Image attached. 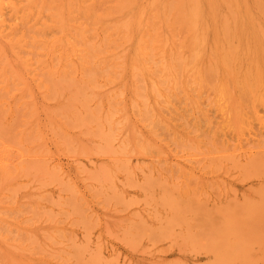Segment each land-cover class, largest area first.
Instances as JSON below:
<instances>
[{
	"label": "rangeland",
	"instance_id": "374dc122",
	"mask_svg": "<svg viewBox=\"0 0 264 264\" xmlns=\"http://www.w3.org/2000/svg\"><path fill=\"white\" fill-rule=\"evenodd\" d=\"M46 1L44 0V4L46 6L48 3V6L44 8H49L48 10L50 11H43L45 9H42V13L34 14L33 16H36L34 17L36 19L32 18L34 21L32 20L33 22L31 21L32 23L28 24L31 26L32 32L39 34L36 37L29 30L30 35L35 36L37 40L41 41L42 45L48 48L40 46L39 51L35 49L37 54L43 55L44 60L48 57L45 61L51 64H54L56 59H60L63 64L71 63L78 68L84 64L82 59L86 56L87 59L85 58L84 60H87L88 63H95V67L97 64V70L95 69L97 73L102 72L106 75H101V73L98 76L95 70V72L92 71L93 76L96 77H94L95 80L93 79L91 84L87 82V80L89 81L93 78L89 77V75V78H84L81 75H66L67 78L66 76L63 77L62 83L57 85L58 89L55 88L57 94L50 89V84L48 83L49 91L46 94L44 93L45 95L41 94V88L38 89L37 87L39 80L43 81L44 78L41 77L43 75H28L24 80H16L17 83L14 88H16L15 93L17 94L9 91L7 94L1 95V97L18 95L21 102L32 101L35 108L32 113L34 121L37 122L36 126H39L42 133L43 142L41 144L43 145H32L31 148L32 150L35 148V150H38V146L43 148L46 151V156L41 155L42 153L45 154L44 152L39 155L36 153L33 156H20L22 148L10 143H5V146L1 148L3 154H0V161L16 163L19 159L20 161L22 159L34 160L35 163L33 161L30 163H33L36 167L38 162V165L42 164V169L40 172L33 174L36 177L39 176L37 180L35 176H32L34 180L31 177L29 181L27 178L19 177L15 174L8 180L7 184L9 186L7 190L0 188V264H85L84 260L76 259L78 254L76 252V255L74 251H77L76 247H82L86 244L87 248L84 246V249H86L85 253H87L85 258L94 256L96 264H102L101 262L105 264V261L107 264H217L219 261L220 264L221 262H225V264H242V262L243 264H264V251L262 252L264 250L262 248V246L264 247V229H260L264 225L263 214L259 215L260 212H258V216H261L262 221L258 220L259 217H255L257 216L256 210L263 212L264 207H260L263 209L259 210L257 206H252L255 200H257L255 202L262 200L259 197L261 194L263 197L264 194L261 190L264 191V189H258L256 186L258 180L252 177L254 175H249L248 171L247 174L246 170L243 171L244 169L242 170L243 172L240 171L241 169H237L236 172V169L232 167H229V170L227 166L221 165L225 161L219 160L221 162L219 163L217 159L219 155L230 154L235 151L237 155H242V152H259L264 149V36L263 38L261 36L264 33V11H262L264 8L260 11L261 1L264 3V0L258 1V5L260 3L258 6L259 10L256 9L258 8L256 5L257 1L254 3L253 0H231V2L230 0H185V5L184 0H79V2L77 0H58V3L54 0H48L49 2L47 3ZM72 4L73 6L70 8ZM61 6L62 8H60ZM72 8L74 9L72 10ZM74 10L77 11L74 12ZM228 11H231L230 14ZM57 13L59 15H56ZM5 16L4 18L7 20L11 13L9 12ZM242 16L243 18H241ZM70 20L74 21V23ZM226 21L230 22H227L230 26L226 25ZM234 24H236V27ZM257 24H260L259 28L261 27L263 30L262 34H260L261 30L259 31ZM34 25L36 26L33 27ZM223 25L224 28H230V32L225 30L228 32L227 38L224 34ZM238 25L241 29L237 27ZM234 27L237 28V31ZM85 31L87 32L86 34ZM80 37H84L82 43H80ZM90 37L91 41L95 40L92 41V45L95 42V45L98 43L97 47L100 45L98 49L94 47V51L85 48L87 46H85L84 42L86 44L89 43L86 41H90ZM104 38L107 39L105 43ZM236 38L240 39L238 43ZM75 39L78 40L80 45ZM103 43L108 45L106 46L107 48ZM81 44H84V46ZM194 45L195 47H193ZM79 46L81 47L79 48ZM246 46L249 47L246 48ZM104 47L106 49L103 51ZM233 47L238 49L234 50ZM0 48V59L3 58L1 62L8 58V61H3V63L7 64L1 63L7 70L13 69V66L15 68L17 66L20 67L21 62L16 60L15 53L11 52L7 45L0 43ZM41 49L45 50L41 51ZM150 50L154 51L150 54ZM65 51L66 53H64ZM36 52L33 51V54ZM79 52L81 54H77ZM45 53L49 54L44 55ZM90 55L92 56L91 58ZM35 57H38L39 61L43 60L41 56ZM54 58L55 61L53 60ZM68 58L69 61L66 62ZM9 63L12 64V68L9 67ZM34 66L32 65L31 68L34 69ZM257 71H259V76ZM260 75L263 76L260 78ZM8 79L11 81L12 78ZM46 79L49 80V78ZM50 80L52 82V79ZM66 81L68 82L66 83ZM24 83H27L29 88ZM73 84L76 85L73 88H69ZM74 88L75 90H73ZM59 90L63 93L61 94ZM68 90L70 91L68 92ZM76 91L79 93L77 94ZM82 91L84 92L81 93ZM221 92H224V94ZM46 95L49 97L47 100L45 98ZM53 95L55 96L54 98ZM83 96L85 100L82 98ZM94 97L96 98L94 99ZM6 101L11 103L12 100L7 99ZM87 101L89 104H85ZM91 108L94 110H91ZM55 111H61L59 115L64 116L65 114V116L57 118L58 114ZM85 111H91L95 115L98 113L96 116L101 119L108 133L106 137L110 136L107 141L106 138L103 139L104 142L101 141L100 143L102 144V149L105 147L107 150L111 149L110 151L114 152L112 155L110 151L106 153L105 149H103L102 155L104 156H100V151L97 152V145L89 141L93 135L87 137L84 134H82L84 136L80 134V128L76 124H78L77 120H81L84 117ZM78 112L79 115L77 114ZM100 113L101 116L99 115ZM24 114L26 120L30 112L25 110ZM81 114L83 115L82 118L77 117L81 116ZM88 114L86 112L85 115L89 117ZM63 118L65 120L67 118L69 121L67 126L72 124V128H67L64 123L68 124V122ZM87 118H84L85 120L83 119V121L81 120L83 123L81 124L82 132L87 129L86 126L89 124L88 122H86L87 124L85 123ZM74 121L76 124L72 123ZM49 124L51 126L54 125L55 128L49 126ZM25 128L26 126L23 124L20 129L24 130ZM56 128H60L61 131L60 129L57 131L58 129ZM52 129L55 131L53 132ZM56 132L58 134L57 137L60 132V134H64L62 138L68 135L67 140L69 143L66 141L67 147L65 145L66 142L63 143L62 138L56 137ZM94 140L100 139L96 137ZM109 141L114 142L110 145L111 142ZM32 143L35 144V142ZM209 143L211 146H209ZM221 146H223L222 149H220ZM229 147H233L232 150ZM68 148L70 149L68 150ZM93 148L95 149L94 152L92 151ZM228 149L230 150L228 151ZM212 158L217 161L214 162L216 166L212 165L214 160ZM209 161L211 162L210 164ZM210 165L212 168L209 167ZM214 166L220 169L217 168L216 170ZM123 167H127L128 171ZM117 168L119 169L117 170ZM44 169L47 170L44 171ZM89 174L91 175L89 176ZM242 175H246L249 179ZM54 176H56V179ZM103 176L105 179L108 178V182L103 179ZM232 177L235 178L233 179ZM58 178H62V180ZM90 178L93 180L91 181ZM48 179L53 180L48 181ZM94 179L98 181L96 182ZM15 183L19 187L17 186L14 189L12 187ZM61 184H65L66 187H62ZM68 184L69 189L67 187ZM172 185L174 186L172 187ZM108 186L110 190H108ZM162 187L164 191L167 188L169 189L164 192ZM112 190L113 192L115 191L116 198L114 194L112 195ZM254 193H260L259 197L256 194L254 195ZM148 194H151L149 195L151 199L154 197L152 202L148 199ZM178 195L180 197H177ZM160 196H168L170 199L174 198L175 200H173L176 201V206L179 209L175 206L176 209L174 211L170 209L169 213H166L168 208L163 204ZM145 197H148L146 198V200L148 199L147 201L144 199ZM109 198H112V200ZM229 199L230 201H228ZM236 200L237 202H233ZM250 200H252V203ZM145 201L147 203L150 201L152 205L147 203L146 205ZM154 201L158 202V204ZM202 201L205 203L203 202L204 204H202ZM248 202L249 205L251 203L250 206H248ZM228 203L231 204L228 205ZM162 205L163 207L165 206L166 212ZM226 205L230 209H224L225 207L223 208V206ZM232 205L235 209H237V206L242 208L241 212H239V208L238 213L236 212L237 215L242 213L241 216L243 217L241 218L243 219H240L242 225H244V221L248 220L251 222V219L259 221H257L260 226L259 229H256L258 228L257 224H255L256 221L250 224L251 226L253 224L256 225H253L254 227L247 225L249 228H254V231L252 229L249 230L247 226L239 225L242 232L249 230L250 233H255L256 231V234L262 232L263 235L252 234L251 236V234H248V238L246 235L248 231L243 233L245 235L242 233L240 235V230H238L239 232H234V227L238 223L241 224V222H239L238 216H235L236 213L234 215L235 209L232 208L233 210H231ZM190 206H193V208ZM245 207L246 210L244 209ZM152 208H155L154 211L157 212V219H159L160 223L156 221V218L154 219L156 214ZM217 208L218 210H216ZM195 209L200 215L202 213L203 216H205L204 214L206 216H200L198 212L195 214ZM223 209L228 212L232 211L231 213H233L235 218L233 216L229 217L230 213L228 215L225 214L226 212ZM164 212L166 215H164ZM174 213L173 219H180L178 216H181V222L176 220L179 221L177 224H169V228L171 226L172 228L174 227L169 229V232L173 231L174 233L170 232L171 235L169 233L165 237V233H168L166 232L168 229L165 226V224H168L167 218ZM250 213L251 215H248V218L247 214ZM164 216H167V218ZM175 216L177 217L176 219ZM198 216L203 218L204 225L200 222L202 218L200 220ZM227 216L230 221H228ZM163 217L164 219H162ZM232 217L233 219L231 220ZM216 218H218V221H216ZM139 219L143 222L139 221ZM183 219L184 225L182 223ZM234 219L238 223L234 222ZM194 220H200L198 221L199 225ZM221 220L224 221L222 222ZM225 221H228V223L226 222L227 226ZM260 222L263 225H260ZM219 224L224 231L218 227ZM228 224L230 226L231 224L234 225L230 227ZM137 225H140L138 226L140 231ZM192 225L193 227H191ZM157 226L162 234H160L158 228H155ZM163 226H165L164 229ZM241 227H246L247 229L243 230L244 228L242 229ZM146 228L147 230L149 228V231ZM199 228L204 232L200 231L199 233ZM185 230H188L189 235ZM257 230H260V232ZM126 231L128 235L123 237L122 234H126ZM205 231L209 232V234ZM177 232L184 236H176ZM162 235H164V239ZM222 235L226 241H224ZM172 236L176 237V242ZM250 236L253 240L255 239L254 242H252V239L249 240ZM177 237L184 239V241L178 240ZM127 240L131 241L130 243L132 244L127 242ZM247 240L249 241L248 243H246ZM257 240L261 241L258 242ZM72 241L78 245H73ZM216 241L219 242V245ZM220 241H224L223 244H220L222 243ZM237 242L238 246L241 245V248L237 247V244H235ZM185 243L186 246L184 245ZM195 243L199 244V246H196ZM208 243L210 244L208 245ZM255 244H259L258 247ZM181 245L182 247H180ZM191 245L195 246L192 247ZM203 245H207L208 248ZM71 246L75 247L76 250L70 251L72 248L69 247ZM65 247L69 248V251ZM198 247L201 249L198 250ZM221 247H223L224 251ZM260 248L262 250L257 251ZM218 249L222 254L218 252ZM247 249L249 250L247 251ZM212 250L217 252L213 254ZM231 251L234 252L232 253ZM71 257L81 262H76ZM247 258L249 260L246 261L245 259ZM250 259H252V262Z\"/></svg>",
	"mask_w": 264,
	"mask_h": 264
},
{
	"label": "bare ground",
	"instance_id": "6f19581e",
	"mask_svg": "<svg viewBox=\"0 0 264 264\" xmlns=\"http://www.w3.org/2000/svg\"><path fill=\"white\" fill-rule=\"evenodd\" d=\"M55 2L57 1V3H58V0H54ZM78 2H79V0H77ZM82 1V0H81ZM125 1V0H124ZM127 1V0H126ZM190 1V0H189ZM188 1V2H189ZM192 1V0H191ZM254 1V3H255V1H257V3H256V5H257V7L260 5V3H259V5H258V1L259 0H253ZM47 2H49L48 0L46 1V3ZM76 2V1H75ZM88 2V1H87ZM230 2H231V0H230ZM51 3V2H50ZM69 3V2H68ZM77 3V2H76ZM86 3V2H85ZM191 3V2H190ZM48 4V3H47ZM46 4V6H45V4H44V0H0V43L1 44H5V45H7L8 46V48L11 50V52H14L15 53V55H16V60L17 61H20L21 63H20V67H18L17 65V67L15 68L14 66H13V69H11V70H7L4 66H3V64L6 62V61H8V58L6 59V60H3V61H5L4 63H3V61L1 62V60L3 59H0V154H3V150L1 149V148H3L4 146H5V143H10V144H13V145H16L17 147H20V148H22V150H21V152H20V156L21 155H27V156H33V154H41L42 152H46L45 150H43V148H39V146L40 145H43V144H41L42 142H43V137H42V133H41V131H40V129H39V126H36V124H37V122L36 121H34V115H33V110H35V108H34V104L32 103V101L31 102H21V99H20V97L18 96V95H12V96H5V97H1V95H3V94H7L9 91H11L13 94H17V93H15V91H16V88H14V86H16V83H17V79H26L27 78V76L28 75H43V76H41L42 78H44L43 79V81L42 80H39V83H38V85H37V87H38V89H40L41 88V90H42V92H41V94L43 93H47L48 91H49V85H48V83L50 84V89L51 90H53V92H55V88L56 89H58L57 88V85H60L61 83H62V79H64L63 77H65L66 75H81V76H84V78H89V77H93L91 80H87V82L88 83H92V81H93V79L95 80V78L94 77H96V76H93L94 74H92V71L93 72H95L97 69V64H96V67H95V63L93 64V63H88V61L87 60H84L85 58L87 59V57L86 56H84V59H82L83 61H84V64L82 65V66H80V68H78V67H76V66H74V65H72L71 63H67V64H63V61L62 60H60V59H56V61H55V58L53 59L55 62H54V64H51V63H49V62H46L45 60L48 58H46L45 60H44V56L43 55H41V54H37V52L35 51V49L36 50H38L39 51V48H41L40 46H42V47H44V48H46L44 45H42V43H41V41L39 40H37V35L39 36V34H36L37 32H32L31 31V26H29L28 24H31L34 20L33 19H36V18H34V17H36V16H33L34 14H39V12H41L42 11V9H45V10H43V11H46V10H48V9H46L47 8V5ZM53 4V3H52ZM56 4V3H55ZM74 4V3H73ZM73 4L70 6V8L73 6ZM78 4V3H77ZM219 4V3H218ZM230 4H232V3H230ZM247 4V3H246ZM79 5V4H78ZM184 5H185V0H184ZM124 6H125V3H124ZM124 6H122V7H124ZM195 6V5H194ZM193 6V7H194ZM247 6V5H246ZM263 6V7H262ZM44 7H46V8H44ZM58 7V6H57ZM79 7V6H78ZM261 8H260V11L264 8V3L261 1V6H260ZM6 8V9H5ZM54 8H56V7H54ZM53 8V9H54ZM60 8H62V6L60 7ZM75 8V7H74ZM74 8H72V10L74 9ZM90 8V7H89ZM127 8V7H126ZM130 8V7H129ZM58 9V8H57ZM211 9V8H210ZM226 9H227V7H226ZM234 9V8H233ZM256 9H258L259 10V7L258 8H256ZM4 10H6L5 12H4ZM56 10V9H55ZM72 10H71V12H72ZM85 10V9H84ZM92 10V9H91ZM199 10V9H198ZM228 10V9H227ZM258 10H257V12H258ZM48 11H50V10H48ZM58 11V10H57ZM77 11V10H76ZM75 10H74V12H76ZM80 11H82V10H80ZM94 11V10H93ZM124 11V10H123ZM196 11V10H195ZM251 11V10H250ZM262 11H264V10H262ZM10 12L11 13V16L9 17V19H5L4 18V16L5 15H7L8 13ZM61 12H62V10H61ZM60 12V13H61ZM191 12H192V10H191ZM229 12V11H228ZM231 12V11H230ZM230 12H229V14H230ZM7 13V14H6ZM42 13V12H41ZM82 13V12H81ZM172 13V12H171ZM194 13H196V12H194ZM193 13V14H194ZM252 13V12H251ZM73 14V13H72ZM93 14V13H92ZM192 14V13H191ZM200 14V13H199ZM260 14H261V12H260ZM56 15H59L58 13L56 14ZM65 15V14H64ZM75 15V14H74ZM94 15V14H93ZM195 15V14H194ZM33 16V17H32ZM61 16H62V14H61ZM96 16V15H95ZM188 16V15H187ZM199 16V15H198ZM252 16V15H251ZM261 16H263V15H261ZM6 17V16H5ZM54 17V16H53ZM59 17V16H58ZM190 17V16H189ZM194 17V16H193ZM196 17H197V14H196ZM224 17V16H223ZM236 17V16H235ZM33 18V19H32ZM69 19H70V17H68ZM90 18V17H89ZM176 18V17H175ZM190 18H192V17H190ZM195 18V17H194ZM193 18V19H194ZM241 18H243V16L241 17ZM254 18V17H253ZM188 19V18H187ZM198 19V18H197ZM33 20V21H32ZM120 20V19H119ZM236 20V19H235ZM235 20H234V22H235ZM243 20V19H242ZM32 21V22H31ZM69 21V20H68ZM70 21H72V20H70ZM221 21V20H220ZM225 21V20H224ZM237 21V20H236ZM258 21V20H257ZM256 21V23H258ZM59 22V21H58ZM65 22V21H64ZM63 22V23H64ZM73 23H74V21H72ZM71 22V23H72ZM189 22V21H188ZM214 22H215V20H214ZM227 22H229V21H226V25H229V23L227 24ZM57 23V22H56ZM70 23V22H69ZM38 24V23H37ZM36 24V25H37ZM76 24V23H75ZM193 24V23H192ZM194 24H195V22H194ZM224 24H225V22H224ZM36 25H34L33 27H35ZM65 25H66V23H65ZM207 25V24H206ZM225 25V26H226ZM235 25V27H236V24H234ZM258 25V24H257ZM260 25V24H259ZM259 25H258V28H259ZM68 26V25H67ZM188 26V25H187ZM194 26V25H193ZM197 26V25H196ZM230 26V25H229ZM69 27L71 28V26L69 25ZM234 27V29H236V31H237V28H235ZM238 28H240L239 27V25L237 26ZM256 27V26H255ZM61 28V27H60ZM69 28V29H70ZM81 28V27H80ZM97 28V27H96ZM228 28V27H227ZM226 27L224 28V25H223V30H224V34H225V37H226V35L228 36V32H230V28H228L227 29ZM110 29V28H109ZM221 29V28H220ZM241 29V28H240ZM31 31V33H33V35L35 34V36H33L32 34L30 35V31ZM34 30H35V28H34ZM33 30V31H34ZM78 30V29H77ZM92 30H93V28H92ZM194 30H195V27H194ZM218 30V29H217ZM222 30V29H221ZM225 30H227V31H225ZM261 30V33L260 34H262L263 33V30L261 29V27L259 28V31ZM59 31V30H58ZM81 31V30H80ZM90 31H91V29H90ZM235 31V32H236ZM75 32V31H74ZM83 32V31H82ZM92 32V31H91ZM94 32V31H93ZM223 32V31H222ZM232 32V31H231ZM87 32L85 31V34H86ZM88 33H89V31H88ZM79 34H80V32H79ZM79 34H78V36H79ZM93 34V33H92ZM236 34V33H235ZM73 35H74V33H73ZM75 35H77V34H75ZM89 35H91V34H89ZM77 36V37H78ZM229 36H230V33H229ZM248 36V35H247ZM262 36V38H263V36H264V33L261 35ZM62 37H65V36H62ZM70 37V36H69ZM84 37H86V36H84ZM84 37H80V43H82V39L84 38ZM89 37V36H88ZM156 37V36H155ZM223 37V36H222ZM238 37V36H237ZM79 38V37H78ZM195 38V37H194ZM227 38V37H226ZM240 38V37H239ZM248 38V37H247ZM247 38H246V40H247ZM67 39V38H66ZM88 39V38H87ZM90 39V41H86V42H89V43H85L84 42V44H85V46H87V47H85V48H89V50H93V48L94 47H97V45H98V43L95 45V43H94V45H92V41H95V40H92L91 41V37L89 38ZM93 39H94V37H93ZM95 39H96V36H95ZM99 39V38H98ZM237 39V43L239 42V40H238V38H236ZM264 39V38H263ZM76 40V42L78 43V40L77 39H75ZM104 43L105 42H107L106 40L107 39H105L104 38ZM153 40V39H152ZM70 41V40H69ZM156 41H157V39H156ZM159 41V40H158ZM225 41V40H224ZM249 41H250V39H249ZM63 42V41H62ZM103 42V41H102ZM248 42V41H247ZM247 42H245V43H247ZM64 43V42H63ZM68 43V42H67ZM91 43V45H89ZM103 43V44H104ZM154 43V42H153ZM227 43V42H226ZM230 43V42H229ZM228 43V44H229ZM61 44V43H60ZM79 44V43H78ZM84 44H81V45H83L84 46ZM127 44H128V42H127ZM150 44V43H149ZM156 44V43H155ZM154 44V45H155ZM223 44V43H222ZM80 45V44H79ZM105 45V47L106 46H108V45H106V44H104ZM103 45V46H104ZM236 45H238V44H236ZM248 45V44H247ZM264 45V44H263ZM100 46V45H99ZM98 46V47H99ZM151 46V45H150ZM223 46V45H222ZM60 47V46H59ZM58 47V48H59ZM76 47H78V46H76ZM81 46H79V48H80ZM98 47H97V49H98ZM103 48V51H104V49H106V48ZM193 47H195V45L193 46ZM228 47V46H227ZM249 47V46H248ZM247 46H246V48H248ZM264 47V46H263ZM58 48H56V49H58ZM79 48H77V49H79ZM91 48V49H90ZM145 48V47H144ZM223 48V47H222ZM231 48V47H230ZM1 49V48H0ZM46 49H48V48H46ZM60 49V48H59ZM62 49V48H61ZM70 49V48H69ZM197 49H198V47H197ZM196 49V50H197ZM233 49L235 50L236 49V47L234 48L233 47ZM238 49V48H237ZM236 49V50H237ZM43 50H45V49H41V51H43ZM88 50V49H87ZM95 50V49H94ZM93 50V51H94ZM140 50V49H139ZM144 50V49H143ZM146 50V49H145ZM234 50H233V52H234ZM243 50H244V48H243ZM242 50V51H243ZM33 51L34 52H36V53H34L33 54ZM55 51V50H54ZM67 51V50H66ZM66 51L64 52V53H66ZM97 51V50H96ZM152 51H154V50H150L149 52H150V54L152 53ZM228 51V50H227ZM239 51V50H238ZM245 51V50H244ZM244 51H243V53H244ZM2 52H4V51H2ZM76 52V51H75ZM82 52H84V53H86L85 51H82ZM90 52V51H89ZM88 52V53H89ZM98 52V51H97ZM223 52V51H222ZM253 52V51H252ZM1 53V52H0ZM54 53V52H53ZM63 53V52H62ZM87 53V54H88ZM98 53H100V52H98ZM105 53V52H104ZM199 53V52H198ZM224 53V52H223ZM226 53V52H225ZM230 53H231V51H230ZM263 53V52H262ZM49 53H45L44 55H48ZM60 54V53H59ZM77 54H81V52H79V53H77ZM95 54V53H94ZM181 54V53H180ZM191 54H192V52H191ZM238 54V53H237ZM5 55H6V53H5ZM53 55V54H52ZM68 55V54H67ZM145 55V54H144ZM248 55V54H247ZM250 55V54H249ZM253 56H254V54H252ZM264 55V54H263ZM35 56H41V58L43 59H41L42 61H39L38 60V57H35ZM57 56V55H56ZM103 56V55H102ZM151 56V55H150ZM177 56V55H176ZM223 56H224V54H223ZM242 56V55H241ZM5 58H6V56H4ZM34 57V58H33ZM60 57H61V55H60ZM92 56L90 55V58H91ZM147 57H148V55H147ZM179 57V56H178ZM191 57V56H190ZM194 57L197 59V56L194 54ZM257 57V56H256ZM40 58V57H39ZM52 58V57H51ZM65 58H67V56H65ZM70 58V57H69ZM69 58H68V60H66V62L67 61H69ZM77 58V57H76ZM177 58V57H176ZM193 58V57H192ZM194 58V59H195ZM225 58H226V56H225ZM251 58V57H250ZM75 59V58H74ZM179 59V58H178ZM185 59V58H184ZM193 59V60H194ZM195 59V60H196ZM223 59V58H222ZM233 59V58H232ZM34 60V61H33ZM51 60V59H50ZM79 60H80V58H79ZM81 60V61H82ZM91 60V59H90ZM89 60V61H90ZM92 60H93V58H92ZM80 61V62H81ZM95 61V60H94ZM93 61V62H94ZM118 61H119V59H118ZM191 61V60H190ZM227 61V60H226ZM242 61V60H241ZM246 61V60H245ZM10 62V61H9ZM65 62V61H64ZM65 62V63H66ZM165 62V61H164ZM181 62H183V61H181ZM1 63H3V64H1ZM82 63V62H81ZM5 64H7V63H5ZM177 64H179V63H177ZM251 64V63H250ZM9 65V67H11L12 68V64L11 63H9L8 64ZM11 65V66H10ZM32 65H35L34 66V69H32L31 67H32ZM107 65V64H106ZM178 66V65H177ZM181 66H182V64H181ZM111 67V66H110ZM180 67V66H179ZM186 67V66H185ZM96 69V70H95ZM248 69V68H247ZM95 70V71H94ZM106 70V69H105ZM107 71V70H106ZM250 71V70H249ZM88 72V73H87ZM246 72H248V71H246ZM258 72V76H259V71H257ZM96 73V75H98L99 76V74H101L100 72L99 73H97V71L95 72ZM250 73V72H249ZM248 73V74H249ZM103 74H105V73H102L101 75H103ZM247 74V75H248ZM88 75H89V77H88ZM101 75H100V77H101ZM106 75V74H105ZM108 75V74H107ZM251 75V74H250ZM39 76V77H40ZM97 76V78H99ZM255 76V75H254ZM261 76H263V75H260V78H261ZM49 78V80L48 79H46V78ZM69 77V76H68ZM245 77V76H244ZM248 77V76H247ZM251 77V76H250ZM8 78H12L11 79V81H10V79H8ZM66 78H67V76H66ZM75 78H76V76H75ZM212 78V77H211ZM41 79V78H40ZM50 79H52V82H51V80ZM72 79V78H71ZM74 79V78H73ZM253 79V78H252ZM254 80H256V79H254ZM91 81V82H90ZM237 81V80H236ZM261 81H262V79H261ZM68 81H66V83H67ZM95 82V81H94ZM219 83V82H218ZM222 83V82H221ZM77 84V83H76ZM76 84H73L72 85V87H69V88H73V86H75ZM83 84V83H82ZM24 85H26V86H28V88H29V85L27 84V83H24ZM62 85H64V84H62ZM62 85H61V87H62ZM96 85V84H95ZM218 85V84H217ZM53 86V87H52ZM70 86H71V84H70ZM170 86V85H169ZM52 87V88H51ZM58 87H60V86H58ZM97 87V86H96ZM27 88V87H26ZM27 88V89H28ZM65 88V87H64ZM222 88V87H221ZM221 88H220V91H221ZM87 89V88H86ZM89 89V88H88ZM96 89V88H95ZM73 90H75V88L73 89ZM79 90V89H78ZM23 91H25V90H23ZM22 91V92H23ZM60 91V90H59ZM70 90H68V92H69ZM79 91H81V90H79ZM224 91V90H223ZM61 92V91H60ZM77 92V91H76ZM75 92V93H76ZM84 91H82L81 93H83ZM56 94H57V92H55ZM63 92H61V94H62ZM79 92H77V94H78ZM220 93V92H219ZM221 93H223L224 94V92H221ZM44 94V95H45ZM56 94H55V96H56ZM72 94H73V92H72ZM74 95V94H73ZM229 95V94H228ZM48 95H46L45 96V98H46V100H47V98H49V97H47ZM49 96H50V93H49ZM54 95H53V98L55 97ZM61 96V95H60ZM81 96V95H80ZM71 97V96H70ZM74 97H75V95H74ZM83 99H84V96L82 97ZM81 98V99H82ZM86 98V97H85ZM96 97H94V99H95ZM7 99H11L12 101H11V103H9L8 101H6ZM52 99V98H51ZM61 99V98H60ZM82 99V100H83ZM225 99V98H224ZM45 100V101H46ZM48 100H50V99H48ZM70 100V99H69ZM73 100V99H72ZM85 100V99H84ZM93 100V99H92ZM52 101H55V100H52ZM94 101V100H93ZM74 102H75V100H74ZM73 102V103H74ZM78 102V101H77ZM108 102V101H107ZM78 103H80V102H78ZM89 104V102L87 101L85 104ZM92 103V102H91ZM110 103V102H109ZM71 104V103H70ZM80 104H82V103H80ZM84 104V105H85ZM71 106V105H70ZM95 106V105H94ZM109 106V105H108ZM96 108H97V106H95ZM71 108H73V107H71ZM70 108V109H71ZM83 108H85V107H83ZM82 108V109H83ZM102 108V107H101ZM60 109V108H59ZM59 109H57V110H59ZM93 108H91V110H92ZM25 110H27V111H29L30 112V115L28 116V118L25 120V114H24V111ZM61 110H62V108H61ZM77 110V109H76ZM85 110V109H84ZM94 110V109H93ZM97 110V109H96ZM100 110V109H99ZM112 110H114V109H112ZM64 111V110H63ZM62 111V112H63ZM116 111V110H115ZM56 112V111H55ZM59 112H61V111H59ZM59 112H56L58 115H57V118L59 117V118H61V117H64L65 116V114H64V116H60L59 114ZM68 112V111H67ZM80 112V111H79ZM79 112L77 113L78 115H79ZM86 112L87 113H89L88 115H89V117L88 116H86L85 114H86ZM97 112H99L98 110H97ZM96 113V112H95ZM74 114V113H73ZM85 114H84V117H83V115L81 114V116H77V117H80V118H82L81 120L83 121V119L84 118H89V120H88V118L86 119L87 121H85V123L86 122H88L89 124H87V129L84 131V132H82V128H81V124H83L82 123V121L81 120H77V122H78V124H76L75 123V121L74 122H72V123H75L79 128H80V134L82 135V134H84L85 136H87V137H90V136H92V137H90V140L89 141H91L92 143H95V145H97V152H99V154H100V156L102 155V153H103V149H105V148H103L102 149V144L100 143L101 141H103L104 142V140L103 139H106V141L108 140V137L110 138V136L108 135L107 137H106V134H108L107 132H106V130H105V128H104V125H103V123H102V121H101V119L99 118V117H97L96 115H98V113H96V115L93 113V112H91V111H85ZM111 114V113H110ZM54 116H55V114H53ZM100 116H101V113L99 114ZM75 116H76V114H75ZM104 116H105V114H104ZM113 116V115H112ZM68 117V116H67ZM75 118V117H74ZM106 118V117H105ZM64 119V118H63ZM76 119H78V118H76ZM65 120V119H64ZM63 120V121H64ZM85 120V119H84ZM66 122H68V124L67 123H64V124H66V126L67 125H69V121L67 120V118H66V120H65ZM72 121V120H71ZM80 121V122H79ZM110 121V120H109ZM84 123V124H85ZM104 123H105V120H104ZM25 125L26 126V128L24 129V130H21L20 128H21V126L22 125ZM85 124V125H86ZM107 124V123H106ZM118 124V123H117ZM72 125V124H71ZM67 126V128H72V126ZM74 125V124H73ZM80 125V126H79ZM49 126H51L50 124H49ZM54 128H55V126L54 125H52ZM51 126V127H52ZM10 127H12V128H10ZM77 127V128H78ZM69 128V129H70ZM115 128V127H114ZM10 129H11V131H10ZM16 129V130H15ZM56 129H58V128H56ZM60 129V128H59ZM59 129L57 130V131H59ZM77 130H79V129H77ZM107 130H109V129H107ZM111 130V129H110ZM115 130V129H114ZM116 130H118V129H116ZM50 131V130H49ZM52 131H53V129H52ZM55 131V130H54ZM53 131V132H54ZM60 131H61V129H60ZM75 131V130H74ZM51 132V131H50ZM52 132V133H53ZM113 132V131H112ZM61 133V132H60ZM59 133V138L61 139L63 136L62 135H64V134H60ZM78 133V132H77ZM54 134V133H53ZM110 134V133H109ZM57 132H56V137H57ZM60 135H61V137H60ZM84 135H82V136H84ZM54 136H55V134H54ZM68 136V135H67ZM64 137V138H62V140L64 141L63 143H65L66 141L68 142V140H67V138L68 137ZM57 137V138H58ZM96 137H98V139H100V140H94V138H96ZM70 138V137H69ZM71 139V138H70ZM87 139V138H86ZM116 139V138H115ZM59 140V139H58ZM110 140V139H109ZM239 140V139H238ZM32 142H35V144H33ZM67 142H66V147H67ZM70 142H71V140H70ZM90 142V143H91ZM98 142V143H97ZM109 142H111V141H109ZM114 141H112L111 142V144L110 145H112V143H113ZM123 142V141H122ZM27 143H30V144H27ZM69 143V142H68ZM72 143V142H71ZM262 143V142H261ZM106 144H108V143H106ZM127 144V143H126ZM263 144V143H262ZM32 145H39L38 146V150H35V149H33L32 150V148H31V146ZM70 145H72V144H70ZM120 145H122V144H120ZM264 145V144H263ZM91 146V145H90ZM99 146V147H98ZM124 146V145H123ZM209 146H211L210 145V143H209ZM218 146V145H217ZM69 147V146H68ZM92 147V146H91ZM96 147V146H95ZM94 147V148H95ZM108 147V146H107ZM126 147H127V145H126ZM222 147L223 146H221V148L220 149H222ZM243 147H244V145H243ZM77 148V147H76ZM92 149V151L94 152L95 151V149ZM109 148V147H108ZM124 148V147H123ZM229 148H231V147H229ZM233 148V147H232ZM232 148H231V150H232ZM70 148H68V150H69ZM120 149V148H119ZM126 149V148H125ZM226 149V148H225ZM224 149V150H225ZM244 149H245V147H244ZM111 150V149H110ZM110 150H107V149H105V151H106V153H108V151H110ZM124 150V149H123ZM214 150V149H213ZM230 149H228V151H229ZM242 150V149H241ZM81 151H83L82 149H81ZM118 151H120V150H118ZM210 151V150H209ZM212 151V150H211ZM223 151V150H222ZM227 151V152H228ZM69 152V151H68ZM71 152V151H70ZM84 152V151H83ZM122 152V151H121ZM218 152V151H217ZM216 152V153H217ZM242 152V151H241ZM77 153V152H76ZM106 153L104 152V154H105V156H106ZM110 153H111V155L114 153V152H111L110 151ZM109 153V154H110ZM117 153V152H116ZM119 153V152H118ZM126 153V152H125ZM235 153V154H234ZM234 153H230V154H223V155H219L218 157H217V159H218V162H219V160L221 161V160H223V161H225V163L224 164H221V165H223V166H227L228 168L229 167H232V168H235L236 169V172H237V169L239 170V169H241L240 171H242L243 169V171H245L246 172V174H247V171L249 172L248 174L250 175H254V176H252L254 179H257L258 181H257V187H258V189L259 190H261L260 188H262V189H264V149H263V151H259V152H257V151H253V152H248V153H243L242 152V155H240V154H236V151L234 152ZM81 154V153H80ZM83 154V153H82ZM93 154H95V153H93ZM98 153H97V155H99ZM127 154V153H126ZM42 156L43 155H45L46 156V153L45 154H41ZM102 156H104V155H102ZM112 158V157H111ZM210 159V158H209ZM214 159V160H213ZM45 160V159H44ZM43 160V161H44ZM212 160H213V163H212V165H215L214 164V162L216 161L215 160V158H212ZM211 160V161H212ZM33 161V163H35V161L34 160H25V159H22L21 161H20V159L16 162V163H14V162H11V163H5L4 162V160H1L0 161V188L1 189H5V190H7V187L9 186V184H7V182H8V180L12 177V176H14L15 174L17 175V176H19V177H23V178H27L29 181H30V179H31V177L33 176H35V175H33L35 172H40V170L42 169V167H41V165H38V162H37V165H36V167H35V165L33 164V163H30V162H32ZM120 161V160H119ZM119 161H118V163H119ZM45 162V161H44ZM48 162V161H47ZM126 162V161H125ZM217 162V161H216ZM120 163H122V162H120ZM128 163V162H127ZM211 162L209 161V164H210ZM219 163H221V162H219ZM218 163V164H219ZM46 164V163H45ZM124 165H125V163H123ZM122 164V165H123ZM123 165V166H124ZM116 166V165H115ZM126 166V165H125ZM207 167H208V165H206ZM206 166H204L205 168H206ZM216 166V165H215ZM215 166H214V169H216L217 170V168L218 169H220L219 167H217V168H215ZM121 167V166H120ZM209 167H211V165L209 166ZM222 167V166H221ZM226 167V168H227ZM53 168H55V167H53ZM124 168V167H123ZM122 168V169H123ZM126 168V170H127V167H125ZM124 168V169H125ZM212 168V167H211ZM49 169H51V168H49ZM56 169V168H55ZM119 168H117V170H118ZM121 169V168H120ZM213 169V170H214ZM235 169H234V171H235ZM47 170V169H46ZM45 169H44V171H46ZM125 170V171H126ZM229 170H230V168H229ZM228 170V171H229ZM11 171V172H10ZM58 171V170H57ZM99 171V170H98ZM106 172H107V170H105ZM104 171V172H105ZM123 171V170H122ZM128 171V170H127ZM219 171V170H218ZM242 171V172H243ZM42 172H43V170H42ZM48 172V171H47ZM53 172H54V170H53ZM56 172V171H55ZM100 172V171H99ZM211 172V171H210ZM244 172V173H245ZM94 173V172H93ZM93 173H91V174H93ZM243 173V174H244ZM36 174V173H35ZM91 174H89V176L91 175ZM128 174H129V172H128ZM100 175V174H99ZM130 175V174H129ZM128 175V176H129ZM227 175H228V173H227ZM57 177H58V175H56ZM56 176H54V178L56 179ZM59 176H61V175H59ZM151 176V175H150ZM242 176H244V175H242ZM246 176V175H245ZM244 176V177H245ZM255 176H256V178H255ZM33 177H32V179H33ZM37 177H39V176H37ZM37 177L35 176V179L37 180ZM40 177H41V175H40ZM47 177V176H46ZM53 177V176H52ZM92 177H93V175H92ZM91 177V178H92ZM101 177V176H100ZM104 177V176H103ZM249 177V176H248ZM42 178V177H41ZM40 178V179H41ZM45 178V177H44ZM43 178V179H44ZM48 178V177H47ZM47 178H45V179H47ZM89 178V177H88ZM91 178H90V180H91ZM95 178V177H94ZM131 178V177H130ZM233 178V177H232ZM235 178V177H234ZM233 178V179H234ZM39 179V180H40ZM44 179V180H45ZM58 179H60V180H62V178H58ZM98 179V178H97ZM104 180H107V182H108V178L107 179H105V177L103 178ZM128 179V178H127ZM151 179V178H150ZM238 179V178H237ZM246 179H249V178H247V176H246ZM34 180V179H33ZM32 180V181H33ZM51 180H53V179H48V181H51ZM93 180V179H92ZM91 180V181H92ZM94 180H96V179H94ZM102 180V179H101ZM243 180V179H242ZM41 181V180H40ZM98 180H96V182H97ZM103 181V180H102ZM128 181V180H127ZM154 181H155V178H154ZM153 181V182H154ZM241 181V180H240ZM252 181V180H251ZM256 181V180H255ZM255 181H254V183H255ZM38 182V181H37ZM36 182V183H37ZM44 182V181H43ZM54 182H55V180H54ZM96 182H94V183H96ZM158 182H159V177H158ZM41 183H42V181H41ZM45 183V182H44ZM63 183V182H62ZM103 183H104V181H103ZM157 183V182H156ZM163 183H165L164 181H163ZM97 184V183H96ZM99 184V183H98ZM131 184V183H130ZM153 184H155V183H153ZM159 184H161V183H159ZM256 184V183H255ZM62 185V187H66L65 186V184H61ZM64 185V186H63ZM110 185V184H109ZM149 185V184H148ZM165 185V184H164ZM17 184L15 183V185H13V187L12 188H17ZM60 186V185H59ZM160 186H162V185H160ZM168 186V185H167ZM174 185H172V187H173ZM178 186V185H177ZM5 187V188H4ZM19 187V186H18ZM68 189H69V184H68ZM165 187H166V185H165ZM170 187V186H169ZM71 188V187H70ZM100 188V187H99ZM163 188V187H162ZM179 188V187H178ZM101 189V188H100ZM148 189H149V187H148ZM151 189V188H150ZM153 189V188H152ZM161 189V188H160ZM166 189V188H165ZM167 189H169V188H167ZM166 189V190H167ZM176 189V188H175ZM71 190V189H70ZM73 190V189H72ZM108 190H110V188H109V186H108ZM165 190V191H166ZM173 190V189H172ZM183 190H184V188H183ZM182 190V191H183ZM232 190H233V188H232ZM146 191V190H145ZM162 191H164V188H163V190ZM164 191V192H165ZM180 191V190H179ZM234 191V190H233ZM262 191V193L264 194V191L263 190H261ZM112 192V195L115 193V191L113 192V190L111 191ZM164 192H161V193H163V194H165ZM172 192H174V191H172ZM150 193V192H149ZM154 193V192H153ZM167 193H168V191H167ZM171 193V192H170ZM178 193V192H177ZM107 194V193H106ZM116 194V193H115ZM114 194V195H115ZM152 194V193H151ZM151 194H148V197H149V195H151ZM169 194V193H168ZM233 194V193H232ZM236 194V193H235ZM239 194H240V192H239ZM260 195V193H254V195ZM166 195V194H165ZM262 195V194H261ZM260 195V197H259V199L260 198H262V200H260V201H258V202H255V201H257V200H255L253 203H252V200H250L251 201V203H252V206L253 205H255V206H257L258 208H259V210L261 209H263V208H260V207H264V195H263V197ZM144 196H145V194H144ZM164 196V195H163ZM163 196H160V197H162V201H163V204L166 206V208H168V210H167V212L165 211V206L163 207V205H162V208L164 209V211L166 212V213H169L168 211L170 210V209H173V211H174V209H176V201H174L173 199H170V197L168 198V196L167 197H163ZM171 196V195H170ZM184 196H186V195H184ZM109 197V196H108ZM115 198H116V195L114 196ZM119 197V196H118ZM117 197V199H119ZM148 197H145L144 199L146 200V198H148ZM151 197V196H150ZM148 198V199H150V201L152 202L153 200V198L151 199V198ZM158 197V196H157ZM174 197V196H173ZM177 197H180L179 195L177 196ZM234 197H235V195H234ZM159 198V197H158ZM188 198H189V196H188ZM194 198V197H193ZM208 198V197H207ZM247 198H249V197H247ZM110 200H112V198H109ZM144 199H142V200H144ZM147 199V200H148ZM178 199H180V198H178ZM146 200V201H147ZM154 200H156V199H154ZM181 200V199H180ZM189 200H192V199H189ZM226 200V199H225ZM231 200H232V198H231ZM234 200H235V198H234ZM246 200V199H245ZM248 200V199H247ZM145 201V204L147 203ZM150 201H149V203H147V204H150ZM186 201V200H185ZM188 201V200H187ZM228 201H230V199L228 200ZM249 201V202H250ZM263 201V202H262ZM155 202V201H154ZM178 202V201H177ZM183 202V201H182ZM195 202V201H194ZM204 201H202L201 203L202 204H204L203 203ZM225 202V201H224ZM233 202H237V200L236 201H233ZM249 202L247 203L248 204V206H250L251 205V203H250V205H249ZM155 203H157L158 204V202H155ZM180 203V202H179ZM178 203V204H179ZM190 203V202H189ZM192 203V202H191ZM206 203H207V201H206ZM231 203H232V201H231ZM230 203V204H231ZM146 204V205H147ZM157 204H155V205H157ZM177 204V205H178ZM195 204V203H194ZM229 203H228V205H230ZM237 204V203H236ZM236 204L234 205L235 206V208H236ZM246 204V205H247ZM256 204H260L259 206L258 205H256ZM72 205H74L73 203H72ZM150 205H152V204H150ZM213 205H214V203H213ZM159 206H160V204H159ZM176 206V207H175ZM184 206V205H183ZM196 206V205H195ZM199 206V205H198ZM203 206V205H202ZM212 206V205H211ZM234 206L232 205V207H231V210H233L232 208H234ZM72 207V206H71ZM75 207H76V205H75ZM74 207V208H75ZM151 207H153V206H151ZM161 207V206H160ZM190 207H192L193 208V206H190ZM200 207H201V205H200ZM206 207V206H205ZM204 207V208H205ZM216 207V206H215ZM218 207V206H217ZM225 207V208H224ZM74 208H73V210H74ZM183 208V207H182ZM195 208V207H194ZM223 208L224 209H230L229 208V206H223ZM234 208V209H235ZM238 206H237V209H235L234 211V215H235V213L237 212V211H239V212H241V209L242 208H239V210H238ZM153 209V208H152ZM155 209V208H154ZM154 209H153V211H154ZM177 209H179L178 207H177ZM196 209H198V208H196ZM196 209H195V214L198 212H196ZM205 209H207V208H205ZM212 209V208H211ZM214 210H215V208H213ZM223 209V210H224ZM245 210H246V207L244 208ZM250 209V208H249ZM161 210V209H160ZM182 210V209H181ZM210 210V209H209ZM209 210H208V212H209ZM216 210H218V208L216 209ZM226 210H224L226 213L225 214H229V217L230 216H233V213H231L232 211H230V212H228V211H226ZM251 210V209H250ZM264 210V209H263ZM178 211V210H177ZM191 211H192V209H191ZM210 211H212V210H210ZM222 211V210H221ZM244 211V210H243ZM257 211V216H255V217H259L258 216V212H260V214L259 215H262L263 214V216H264V211L262 212V211H258V210H256ZM164 212V213H165ZM170 212H172V211H170ZM176 212V211H175ZM203 212H204V210H203ZM205 212H207L206 210H205ZM219 212V211H218ZM154 213L156 214L157 212L156 211H154ZM166 213L164 214V215H166ZM177 213V212H176ZM179 213V212H178ZM213 213V212H212ZM221 213H223V212H221ZM220 213V214H221ZM238 213V212H237ZM237 213H236V217L238 216V219H239V222H241V220L243 219V218H241V217H243V216H241V214L240 215H237ZM245 213H247L246 211H245ZM252 213V212H251ZM251 213L250 214H247V217H248V215H251ZM262 213V214H261ZM154 214V215H155ZM171 214V213H170ZM182 214V213H181ZM198 214H199V212H198ZM211 214V213H210ZM219 214V215H220ZM232 214V215H231ZM162 215H163V213H162ZM161 215V216H162ZM175 215V213L173 214V215H171V216H169V218H167V216H164V217H166L167 218V223L168 224H165V226H166V229H168L166 232H168V233H165V237H166V234H168L169 235V233L171 232V233H174L173 231H170L169 232V229H173L172 228V226H171V228H169L168 226H169V224H177L179 221H180V219L182 218L181 216H178V217H180V219H178L176 216H175V219L176 220H179V221H176V220H174L173 218V216ZM191 215V214H190ZM200 215V214H199ZM205 216H206V214H204ZM208 215V214H207ZM214 215H216V213H214ZM221 215H223V214H221ZM243 215H245L244 213H243ZM254 215H255V213H254ZM158 216H160L159 214H158ZM194 216V215H193ZM200 216H203L202 215V213H201V215ZM200 216H198L199 217V219L201 220V218H200ZM205 216H203V217H205ZM218 216V215H217ZM246 216V215H245ZM252 216H253V214H252ZM263 216H262V220L264 219L263 218ZM152 217H153V215H152ZM164 217L162 218V219H164ZM210 217V216H209ZM216 217V216H215ZM214 217V218H215ZM221 217H223V216H221ZM229 217L227 216V219H228V221H230V219H229ZM234 217V216H233ZM233 217L231 218V220L233 219ZM261 217V216H260ZM258 218V220L260 219L261 220V218ZM157 219L158 217H157V214L155 215V217H154V219ZM159 218H161V217H159ZM166 218H165V220H166ZM184 218V217H183ZM212 218V217H211ZM235 218V217H234ZM249 218V217H248ZM251 218V217H250ZM254 218V217H253ZM142 219V218H141ZM141 219H139V221H141V222H143ZM185 219H186V217H185ZM189 219V218H188ZM193 219H195V218H193ZM222 219V218H221ZM241 219V220H240ZM159 219H157L156 221H158ZM191 220V219H190ZM200 220H194L195 222H197V224H198V221H200ZM246 220H247V218H246ZM250 220V219H249ZM252 221L251 222H249L248 220L247 221H244V225H242V222H241V224L240 223H238V222H236L237 221V218H236V221H235V219L233 220L234 222H236V223H238V227L236 226V227H234V232H237L238 230H240V235H241V233L243 234L244 232H246V231H248V233L246 232V235H247V237L249 236L248 234H251V236H252V234H255V235H263V233L262 232H260V230H257V231H259V232H257V233H259V234H256V231H255V233L254 232H252V233H250V229H254V228H249L248 226L250 225V224H252V223H254L255 221H256V219H251ZM257 220V221H258ZM261 220V221H262ZM163 221V220H162ZM183 221H184V219L182 220V223H183ZM205 221V220H204ZM216 221H218V218H216ZM222 221V220H221ZM224 221V220H223ZM222 221V222H223ZM228 221H225V223L227 222L228 223ZM254 221V222H253ZM257 221H256V223L255 224H257ZM159 223H160V221H158ZM165 222V221H164ZM176 222V223H175ZM181 222V221H180ZM189 222H191V221H189ZM200 222H202L203 223V218H202V221H200ZM220 222V221H219ZM218 222V223H219ZM249 222V223H248ZM259 222V221H258ZM264 222V221H263ZM136 223H138V222H136ZM140 223V222H139ZM162 223V222H161ZM181 223V224H182ZM194 223V222H193ZM201 223V224H202ZM212 223H213V221H212ZM217 223V224H218ZM227 223H226V226H227ZM231 223V222H230ZM229 223V224H230ZM247 223V224H246ZM261 223V222H260ZM146 224V223H145ZM185 223H183V225H184ZM214 224V223H213ZM213 224H212V226H213ZM222 224V223H221ZM228 224V225H229ZM246 224V225H245ZM249 224V225H248ZM259 224V223H258ZM257 224V226H258V228H256V229H259L260 228V226ZM140 225H141V223H140ZM140 225H137V228H138V226H140ZM152 225V224H151ZM159 226H160V224H158ZM182 225V226H183ZM199 225V224H198ZM198 225H196V226H198ZM203 225H204V223H203ZM207 225V224H206ZM214 225H216V223L214 224ZM232 225H234V224H231V226ZM239 225L240 226H247L248 228H249V230H246V231H244V232H242V230L239 228ZM254 225V224H253ZM252 225V226H253ZM260 225H263L262 223L260 224ZM142 226V225H141ZM144 226V225H143ZM146 226V225H145ZM148 226V225H147ZM165 226H163V229L165 228ZM174 226H176V225H174ZM181 226V225H180ZM186 227H187V225H185ZM188 226H189V224H188ZM230 226V225H229ZM230 226V227H231ZM251 226V225H250ZM251 226V227H252ZM254 226H256V225H254ZM253 226V227H254ZM161 227V226H160ZM168 227V228H167ZM179 227V226H178ZM191 227H193V225L191 226ZM199 227H201V226H199ZM204 227V226H203ZM207 227H208V225H207ZM213 227H215V226H213ZM219 228H222V227H220V224H219V226H218ZM263 227H264V225H263ZM260 228V229H264V228ZM140 228V227H139ZM138 228V229H139ZM142 228V227H141ZM151 228V227H150ZM155 228H158L159 230H160V228L157 226V227H155ZM176 228V227H175ZM180 228V227H179ZM189 228V227H188ZM187 228V229H188ZM195 228V227H194ZM202 228V227H201ZM205 228H206V226H205ZM210 228V227H209ZM216 228H217V226H216ZM228 228V227H227ZM238 228V229H237ZM242 228V227H241ZM244 228V227H243ZM242 228V229H243ZM137 229V230H138ZM165 229V230H166ZM193 229V228H192ZM200 229V228H199ZM211 229V228H210ZM223 229V228H222ZM231 229V228H230ZM237 229V230H236ZM245 229H247L246 227L243 229V230H245ZM145 230V229H144ZM146 230H147V228H146ZM146 230H145V232H146ZM155 230V229H154ZM194 230V229H193ZM213 230H214V228H213ZM221 230V229H220ZM219 230V231H220ZM255 230V229H254ZM253 230V231H254ZM261 230V231H262ZM130 231V230H129ZM139 231H140V229H139ZM147 231H149V228H148V230ZM151 231H152V229H151ZM156 231V230H155ZM185 231H187L188 232V230H185ZM200 231H203V230H199V233H200ZM211 231V230H210ZM215 231H216V229H215ZM223 231H224V229H223ZM226 231V230H225ZM123 232L125 233V231L123 230ZM122 232V233H123ZM131 232V231H130ZM143 232V231H142ZM160 232V234H162L161 233V230L159 231ZM191 232V231H190ZM204 232V231H203ZM205 232H207V231H205ZM211 232H213V231H211ZM231 232H232V229H231ZM128 232L126 231V234H122L123 235V237L125 236V235H128L127 234ZM133 233V232H132ZM154 233V232H153ZM171 233H170V235H171ZM178 233V232H177ZM177 233L175 234L176 236H181L179 233H178V235H177ZM192 233V232H191ZM198 233V234H199ZM208 234H209V232H207ZM207 233H206V236H207ZM223 233V232H222ZM229 233V232H228ZM227 233V234H228ZM129 234H131V233H129ZM188 235H189V232L187 233ZM201 234H202V232H201ZM204 234V233H203ZM212 234V233H211ZM210 234V235H211ZM220 234V233H219ZM224 234V233H223ZM132 235V234H131ZM167 235V236H168ZM174 235V234H173ZM197 235V234H196ZM196 235H194L195 237H198V236H196ZM230 235V234H229ZM243 235H245V234H243ZM130 236V235H129ZM140 236V235H139ZM184 236V235H183ZM183 236H181V237H183ZM205 236V235H204ZM216 236V235H215ZM250 236V239L249 240H251L252 239V237ZM264 236V235H263ZM122 237V238H123ZM138 237V236H137ZM162 237H163V239H164V235H162ZM174 237V238H173ZM177 237V238H178ZM186 237V236H185ZM199 237H200V235H199ZM203 237V236H202ZM212 237V236H211ZM218 237V236H217ZM217 237H215L216 239H217ZM240 237V236H239ZM238 237V238H239ZM259 237V236H258ZM172 238L174 239V241H175V239H176V237L175 236H172ZM187 238V237H186ZM222 238H223V235H222ZM227 238H229V237H227ZM232 238V237H231ZM234 238V237H233ZM243 238H244V236H243ZM249 238V237H248ZM263 238V237H262ZM261 238V239H262ZM161 239V238H160ZM169 239V238H168ZM167 239V240H168ZM189 239H191V238H189ZM188 239V240H189ZM200 239V238H199ZM209 239V238H208ZM211 239H213V238H211ZM215 239V240H216ZM219 240H221L220 238H218ZM224 239V238H223ZM245 239H246V237H245ZM131 240V239H130ZM178 240H182V238H178ZM197 240V239H196ZM204 240H206V239H204ZM230 240V239H229ZM239 240V239H238ZM253 240V239H252ZM74 241V240H73ZM73 241L71 242L73 245H76V244H74L73 243ZM123 241H126V240H123ZM173 241V242H174ZM182 241H184V239L182 240ZM192 241V240H191ZM202 241V240H201ZM224 241H226L225 239H224ZM223 241V242H224ZM245 241V240H244ZM255 241V239L252 241V242H254ZM258 241V240H257ZM261 241V240H260ZM260 241H258V242H260ZM127 242H129V240H127ZM131 242V241H130ZM129 242V243H130ZM171 242V241H170ZM176 242V241H175ZM186 242V241H185ZM198 242V241H197ZM203 242V241H202ZM205 242H207V240L205 241ZM204 242V243H205ZM211 242H212V240H211ZM214 242V241H213ZM216 242H218V241H216ZM215 242V244L217 245V243ZM220 242H222V241H220ZM223 242L222 243H220V244H223ZM249 241L247 240V242L246 243H248ZM264 242V241H263ZM181 243H184V242H181ZM194 243V242H193ZM245 243V244H246ZM80 244V243H79ZM86 244V243H85ZM89 244V243H88ZM130 244H132V243H130ZM191 244V243H190ZM196 244V243H195ZM201 244H203V243H201ZM210 243H208V245H209ZM235 244H237V247L239 248H241V245H240V243H239V245L240 246H238V242L237 243H235ZM241 244H244V243H241ZM259 244H261V243H259ZM258 244V245H259ZM78 245V244H77ZM76 245V246H77ZM87 245V244H86ZM86 245H84L85 247H86ZM179 245V244H178ZM185 246H186V243L184 244ZM212 245V244H211ZM218 245H219V242H218ZM217 245V246H218ZM232 245V244H231ZM250 245H252V244H250ZM258 245H256L255 244V246L256 247H258ZM262 245V244H261ZM67 247H68V245H66ZM84 246H82V247H76L77 248V251H74V250H76L75 249V247H73V246H71V247H69V248H72L70 251H74L75 252V254H76V252H77V257H76V259L78 260V259H81L82 261L84 260L85 261V264H96V261H95V258H94V256H89V257H87V258H85V254H87V253H85L86 252V249H84ZM192 246V245H191ZM190 246V247H191ZM195 246V245H194ZM194 246H192V247H194ZM196 246H199V244L197 245L196 244ZM203 246H207V245H203ZM202 246V247H203ZM216 246V247H217ZM247 246H249L248 244H247ZM67 247H65V248H67ZM180 247H182V245L180 246ZM191 247V248H192ZM200 247H201V245H200ZM200 247H198L199 249L198 250H200L201 248ZM214 247V246H213ZM219 247V246H218ZM224 247V246H223ZM223 247H221L222 248V250H223ZM229 247V246H228ZM227 247V248H228ZM254 247V246H253ZM252 247V248H253ZM261 247V246H260ZM69 248H67L68 249V251H69ZM87 248V247H86ZM204 248H206V247H204ZM207 248H208V246H207ZM212 248V247H211ZM244 248H245V246H244ZM243 248V249H244ZM251 248V247H250ZM249 248V249H250ZM262 248H264L263 246H262ZM193 249V248H192ZM215 249V248H214ZM219 249H220V247H219ZM219 249H218V252H219ZM234 249H237V248H234ZM249 249H247V251L249 250ZM89 250V249H88ZM215 250H217V249H215ZM211 251L213 254H214V252H217V251ZM221 250V249H220ZM226 250V249H225ZM246 250V249H245ZM253 250V249H252ZM251 250V251H252ZM261 251L262 249L260 248V249H258L257 251ZM63 251V250H62ZM208 251V250H207ZM224 251V250H223ZM228 251H229V249H228ZM236 251V250H235ZM243 251V250H242ZM254 251V250H253ZM256 251V252H257ZM264 250H262V252H263ZM192 252V251H191ZM202 252H204V251H202ZM232 252V251H231ZM234 252V251H233ZM232 252V253H233ZM65 253V252H64ZM67 253V252H66ZM70 253V252H69ZM72 253V252H71ZM88 253H89V251H88ZM220 254H222L221 252H219ZM225 253V252H224ZM235 253H237V252H235ZM241 253V252H240ZM243 253H246V252H243ZM90 254H91V251H90ZM89 254V255H90ZM226 254H227V252H226ZM68 255V254H67ZM75 255V256H76ZM93 255V254H92ZM94 255H96L95 253H94ZM218 255V254H217ZM228 255V254H227ZM230 255V254H229ZM239 255V254H238ZM70 256V255H69ZM74 256V257H75ZM79 256V257H78ZM87 256V255H86ZM206 256H207V254H206ZM209 256V255H208ZM224 256H226V255H224ZM235 256H237V255H235ZM241 256V255H240ZM246 256V255H245ZM213 257V256H212ZM239 257V256H238ZM243 257V256H242ZM72 258V257H71ZM96 258H97V256H96ZM220 258V257H219ZM228 258H230V257H228ZM72 259H74V258H72ZM76 259H74V260H76ZM98 259V258H97ZM221 259H222V257H221ZM226 259V258H225ZM76 260V262H79V261H77ZM177 260H179V259H177ZM216 260V259H215ZM246 261L247 260H249L248 258L247 259H245ZM252 259H250V261H251ZM98 261H100V260H98ZM227 261H229V260H227ZM226 261V262H227ZM243 261V260H242ZM81 262V261H80ZM101 262V261H100ZM108 262V261H107ZM179 262V261H178ZM209 262V261H208ZM224 262V261H223ZM236 262V261H235ZM234 262V263H235ZM240 262V261H239ZM252 262V261H251ZM102 264H103V262H101ZM183 263V262H182ZM215 263V262H214ZM78 264V263H77ZM105 264H107L106 263V261H105ZM109 264V263H108ZM165 264V263H164ZM166 264H170V263H166ZM171 264H173V263H171ZM207 264V263H206ZM208 264H210V263H208ZM217 264H220V261H219V263H217ZM221 264H225V262L224 263H222L221 262ZM227 264V263H226ZM242 264H243V262H242ZM246 264V263H245Z\"/></svg>",
	"mask_w": 264,
	"mask_h": 264
}]
</instances>
